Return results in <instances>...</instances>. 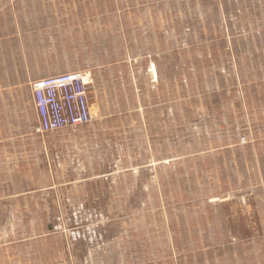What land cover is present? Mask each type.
<instances>
[{"label": "rangeland", "instance_id": "rangeland-1", "mask_svg": "<svg viewBox=\"0 0 264 264\" xmlns=\"http://www.w3.org/2000/svg\"><path fill=\"white\" fill-rule=\"evenodd\" d=\"M0 264H264V0H0Z\"/></svg>", "mask_w": 264, "mask_h": 264}, {"label": "built area", "instance_id": "built-area-1", "mask_svg": "<svg viewBox=\"0 0 264 264\" xmlns=\"http://www.w3.org/2000/svg\"><path fill=\"white\" fill-rule=\"evenodd\" d=\"M89 75L71 72L31 84L39 135L76 130L91 122Z\"/></svg>", "mask_w": 264, "mask_h": 264}]
</instances>
